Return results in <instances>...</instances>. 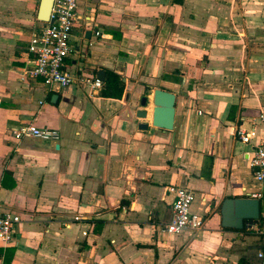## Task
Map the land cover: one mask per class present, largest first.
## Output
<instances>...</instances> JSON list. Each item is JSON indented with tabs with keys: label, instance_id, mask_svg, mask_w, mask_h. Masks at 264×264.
<instances>
[{
	"label": "crops",
	"instance_id": "obj_1",
	"mask_svg": "<svg viewBox=\"0 0 264 264\" xmlns=\"http://www.w3.org/2000/svg\"><path fill=\"white\" fill-rule=\"evenodd\" d=\"M40 5L0 0V208L21 216L3 264H261L264 236L223 226L222 206L261 193L264 221L250 166L264 139V0H82L65 87L21 78ZM110 73L121 99L102 95ZM156 88L176 94L171 130L153 124ZM27 124L61 137L16 140ZM171 184L195 191L201 230H164Z\"/></svg>",
	"mask_w": 264,
	"mask_h": 264
},
{
	"label": "built area",
	"instance_id": "obj_2",
	"mask_svg": "<svg viewBox=\"0 0 264 264\" xmlns=\"http://www.w3.org/2000/svg\"><path fill=\"white\" fill-rule=\"evenodd\" d=\"M81 1L54 0L50 19L32 33L28 48L32 55L22 68V80L41 78L50 86L60 85L64 87L76 82L74 75L65 68V60L72 52L71 39L79 20L78 7ZM96 35H100V32L97 31ZM83 81L95 88H100L104 84L100 78L92 80L85 77V75L79 78V82ZM258 119L264 122V110L261 111ZM236 133L243 142H251L252 134L243 126L238 127ZM13 136L16 140L25 137L58 140L61 134L53 128H42L34 124H27L15 128ZM250 166L255 180L264 183V139L252 149ZM168 191L174 195V200L172 202V217L165 225L164 230L170 234H179L185 229L201 230L205 225V218L192 210L196 198L195 191L177 184H171ZM253 197L260 198L261 193L255 192ZM20 222V214L4 211L0 208V247L4 250L16 243L17 225ZM243 229L264 236V221L248 219ZM86 233L84 231V234ZM258 257L261 264H264V249L258 252ZM4 258V252H0V264H3Z\"/></svg>",
	"mask_w": 264,
	"mask_h": 264
},
{
	"label": "water",
	"instance_id": "obj_3",
	"mask_svg": "<svg viewBox=\"0 0 264 264\" xmlns=\"http://www.w3.org/2000/svg\"><path fill=\"white\" fill-rule=\"evenodd\" d=\"M54 0H41L38 17L42 21L50 19ZM104 75V72H101ZM101 79V78H100ZM176 94L162 88L154 90V117L155 126L173 129L175 126ZM148 103V98L144 97L142 105ZM140 116H145L146 112ZM141 128H147V124H141ZM261 216V200L255 197L227 198L222 206V225L236 229H243L246 220L259 219Z\"/></svg>",
	"mask_w": 264,
	"mask_h": 264
},
{
	"label": "trees",
	"instance_id": "obj_4",
	"mask_svg": "<svg viewBox=\"0 0 264 264\" xmlns=\"http://www.w3.org/2000/svg\"><path fill=\"white\" fill-rule=\"evenodd\" d=\"M125 93V83L117 74L110 73L106 87L102 91L105 97L123 98Z\"/></svg>",
	"mask_w": 264,
	"mask_h": 264
}]
</instances>
